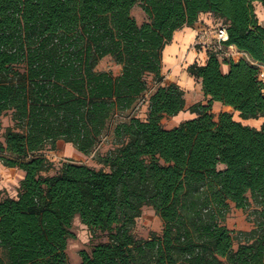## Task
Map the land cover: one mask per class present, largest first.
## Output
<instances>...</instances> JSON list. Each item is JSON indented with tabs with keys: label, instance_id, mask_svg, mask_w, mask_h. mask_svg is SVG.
<instances>
[{
	"label": "trees",
	"instance_id": "obj_1",
	"mask_svg": "<svg viewBox=\"0 0 264 264\" xmlns=\"http://www.w3.org/2000/svg\"><path fill=\"white\" fill-rule=\"evenodd\" d=\"M257 3L264 7V0H0V129L9 113L12 121L0 163L24 172L17 197L0 201V264H69L77 216L107 237L80 252L81 264H264V120L260 128L245 124L264 119ZM135 6L148 22L137 23ZM203 14L218 19L225 45L247 58L222 62L209 51L204 65H190L208 104L186 109L185 91L162 85L163 52ZM107 56L121 75L97 71ZM148 76L157 87L147 119L117 121L148 91ZM215 102L233 113L216 120ZM184 111L196 117L163 127ZM110 127L116 148L98 156L103 168L68 162L50 175L46 153L59 142L89 156ZM232 204L256 206L253 230L225 225ZM145 207L163 231L138 239Z\"/></svg>",
	"mask_w": 264,
	"mask_h": 264
},
{
	"label": "rangeland",
	"instance_id": "obj_2",
	"mask_svg": "<svg viewBox=\"0 0 264 264\" xmlns=\"http://www.w3.org/2000/svg\"><path fill=\"white\" fill-rule=\"evenodd\" d=\"M256 11H257V15H259L258 7H256ZM131 14L139 25H143L144 23L148 22V17L143 12L140 6H135ZM220 23L221 22L218 19H215V24L213 27L214 31L215 28H217L220 25ZM212 43L215 44V40H213ZM224 59H226V57H222L221 61L224 62ZM122 68H123L122 65H119L111 56H107L102 60H100L96 69L99 72H109L114 76H119L122 73ZM147 81L149 85L148 91L138 99L135 108L122 113L121 117L117 118V121H123V120L125 121L134 115L142 120L147 119L148 102L150 96L157 87L152 76H148ZM196 83L197 81L195 80V84L192 85L188 90H185L181 87L186 93L185 98L187 100L188 106H192L197 103H202L204 105H207L208 100L204 96L203 91L200 90V88ZM222 112L233 113V109L229 107H225L221 103L219 104V102L214 103L212 105V113L214 114L216 120L218 119V116ZM234 118L236 120H240L238 114L235 113H234ZM187 119L188 118L186 117L165 118L162 121V125L166 129H173L179 126V124H181L183 121H186ZM262 123L263 122L261 120H252L245 122L246 125L256 128H260ZM9 126H12L10 113L5 117H3L2 119V127L0 129V141H4L3 134L5 129ZM61 146L60 148L58 146L57 151H48L46 153L48 158L55 165V168L53 171L50 172V175H53L56 172H58V170L62 167V165L68 162L87 165L95 169H101L103 168V166L97 162L98 156L106 155L109 151L116 148V146L114 145L113 127H110L105 132L100 147H98V149H95L94 152L89 156H85L79 153L74 147L67 149ZM106 170L108 171L109 169ZM10 190L11 193H14V191L11 188ZM5 197L6 196L4 195V197L2 198L0 197V199L2 200ZM255 212H256L255 205H252L246 211H243L237 209L235 205L232 204L230 211L226 217L225 225L229 229L234 230L236 232H250L251 230L254 229L256 222L259 219V216L256 215ZM162 231H163V225L160 218L156 215V212L151 207H145L143 209L141 217L137 221V225L134 230L135 236L138 239H147L152 233H157L160 235L162 234ZM72 232L74 233L75 238L70 239L68 243L67 254L69 258V264H81L82 262V258L80 256L81 251L85 250L90 253L96 245L107 242L106 235L100 233H97L96 235L92 234L89 231L88 227L82 224L79 216H77L74 220ZM237 246H238V242H236L235 244V247Z\"/></svg>",
	"mask_w": 264,
	"mask_h": 264
},
{
	"label": "crops",
	"instance_id": "obj_3",
	"mask_svg": "<svg viewBox=\"0 0 264 264\" xmlns=\"http://www.w3.org/2000/svg\"><path fill=\"white\" fill-rule=\"evenodd\" d=\"M257 7L259 10L258 16L260 23L264 25V7L260 3H257ZM214 24L215 18L211 14H203L199 22L193 28L186 27L175 32L173 41L165 47L163 52V86L175 83L183 89L188 90L195 84L196 79L189 75L187 69L193 63L204 65L208 60V45L213 42L215 37ZM236 51L237 48L234 46L232 50H229V52ZM223 70L224 72H228L229 67L224 65ZM196 84L200 90H202L200 81H197ZM190 107L191 106H188L186 100V109ZM179 117H186L188 118L187 120H189L196 116L189 111H184L175 118ZM260 120L263 122L264 119ZM58 146L59 148L61 146L67 149L74 147L64 142H59ZM23 178V171L8 169L0 163V197L2 198L5 195L6 197L16 198L20 188V182ZM10 188L14 193H11Z\"/></svg>",
	"mask_w": 264,
	"mask_h": 264
},
{
	"label": "built area",
	"instance_id": "obj_4",
	"mask_svg": "<svg viewBox=\"0 0 264 264\" xmlns=\"http://www.w3.org/2000/svg\"><path fill=\"white\" fill-rule=\"evenodd\" d=\"M214 34L215 44L212 43L208 45V52H217L221 57L234 59L236 61L247 58V55L245 53H242L238 50L236 52H229V50H232L233 46L225 45L229 41L228 32L225 26L219 25L217 28H215ZM260 78L264 82V67H262Z\"/></svg>",
	"mask_w": 264,
	"mask_h": 264
},
{
	"label": "water",
	"instance_id": "obj_5",
	"mask_svg": "<svg viewBox=\"0 0 264 264\" xmlns=\"http://www.w3.org/2000/svg\"><path fill=\"white\" fill-rule=\"evenodd\" d=\"M234 111V110H233Z\"/></svg>",
	"mask_w": 264,
	"mask_h": 264
}]
</instances>
